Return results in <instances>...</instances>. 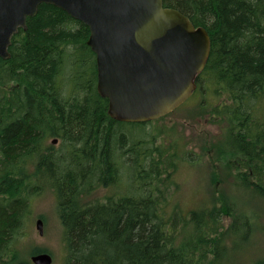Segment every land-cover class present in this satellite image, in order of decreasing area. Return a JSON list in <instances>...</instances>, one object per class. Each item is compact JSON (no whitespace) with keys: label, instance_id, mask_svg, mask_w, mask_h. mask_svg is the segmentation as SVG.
I'll return each mask as SVG.
<instances>
[{"label":"trees","instance_id":"obj_1","mask_svg":"<svg viewBox=\"0 0 264 264\" xmlns=\"http://www.w3.org/2000/svg\"><path fill=\"white\" fill-rule=\"evenodd\" d=\"M163 4L207 30L209 56L188 99L200 91L208 98L225 95L213 111L229 120L230 152L242 169L236 175L242 187L263 197L264 0ZM88 36L80 20L41 3L26 29L12 36L10 56L0 57V78L13 81L6 87L0 82V264H32L29 255L38 249H26L21 237L28 200L43 183L57 199L65 264H224L236 246L226 250L220 234L208 258L210 241L204 239L222 214L238 225L230 196L218 192L211 207L182 217L160 204L154 180L167 178L169 167L154 157L146 128L153 120L124 122L108 115V100L96 91ZM50 137L63 139L60 151L46 144ZM96 185L119 190L79 203Z\"/></svg>","mask_w":264,"mask_h":264},{"label":"water","instance_id":"obj_2","mask_svg":"<svg viewBox=\"0 0 264 264\" xmlns=\"http://www.w3.org/2000/svg\"><path fill=\"white\" fill-rule=\"evenodd\" d=\"M41 3L63 9L88 27L96 91L108 100L113 119L159 118L194 91L209 56V34L178 9L164 6L163 0H0L1 58L10 56L12 36L26 29L27 17L34 16ZM35 227L41 235L42 219ZM30 260L52 263L47 252L33 254Z\"/></svg>","mask_w":264,"mask_h":264},{"label":"rangeland","instance_id":"obj_3","mask_svg":"<svg viewBox=\"0 0 264 264\" xmlns=\"http://www.w3.org/2000/svg\"><path fill=\"white\" fill-rule=\"evenodd\" d=\"M0 82L5 87L13 84L6 76L0 78ZM200 94L201 91L197 92V95L194 94L196 96H192L183 105L166 116L151 121L146 127L156 148V161L166 163L169 167L167 178L161 176L159 181L154 180L160 187L156 190L157 197L168 212L174 210L182 217L194 209L211 207V199L218 192H222L223 196H230L231 206L240 215L238 225H235L234 217L224 214L221 215V221L211 223L209 240L204 239L206 242L210 241L208 258L212 256L211 245L217 242L221 234V244L226 250L236 246L233 254L230 253L232 256L224 260V264L264 262V191L261 192L263 197L256 195V192L242 187L236 175L242 169L235 168V158L230 152L231 145L226 133L229 120L221 114L216 116L217 112L213 111L224 100L225 95L212 93L213 96L208 98L206 92ZM262 103L264 111V101ZM53 141V137H50L46 144L51 145L54 152L60 151L63 139ZM227 163L229 166H226ZM159 166L164 167L163 164ZM29 169L32 172L33 166H29ZM127 184L124 180L125 187ZM40 187L39 192L32 194L28 200V222L21 237L22 245L26 249L36 246L37 253H49L52 257L51 264H65L64 230L54 189L48 183H43ZM118 190L115 186L96 185L79 197V203L103 199L114 195ZM215 202H218V206L223 203L220 199ZM38 218L44 223L41 235L35 227ZM234 234L238 236L235 238Z\"/></svg>","mask_w":264,"mask_h":264}]
</instances>
